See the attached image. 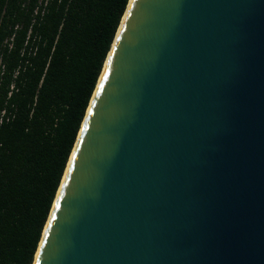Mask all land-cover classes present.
<instances>
[{"label":"water","instance_id":"1","mask_svg":"<svg viewBox=\"0 0 264 264\" xmlns=\"http://www.w3.org/2000/svg\"><path fill=\"white\" fill-rule=\"evenodd\" d=\"M31 264H264V0H127Z\"/></svg>","mask_w":264,"mask_h":264},{"label":"trees","instance_id":"2","mask_svg":"<svg viewBox=\"0 0 264 264\" xmlns=\"http://www.w3.org/2000/svg\"><path fill=\"white\" fill-rule=\"evenodd\" d=\"M127 0H0V264H31Z\"/></svg>","mask_w":264,"mask_h":264}]
</instances>
